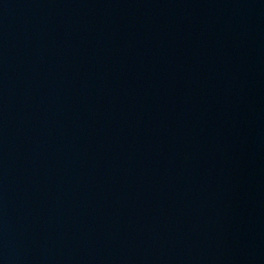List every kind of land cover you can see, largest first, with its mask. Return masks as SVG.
Returning <instances> with one entry per match:
<instances>
[{
  "label": "water",
  "instance_id": "water-1",
  "mask_svg": "<svg viewBox=\"0 0 264 264\" xmlns=\"http://www.w3.org/2000/svg\"><path fill=\"white\" fill-rule=\"evenodd\" d=\"M0 264H264V0H0Z\"/></svg>",
  "mask_w": 264,
  "mask_h": 264
}]
</instances>
